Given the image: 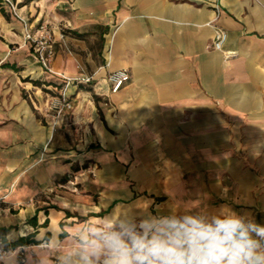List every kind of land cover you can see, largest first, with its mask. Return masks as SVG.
<instances>
[{
	"label": "crops",
	"instance_id": "crops-1",
	"mask_svg": "<svg viewBox=\"0 0 264 264\" xmlns=\"http://www.w3.org/2000/svg\"><path fill=\"white\" fill-rule=\"evenodd\" d=\"M0 194L7 241L31 240L0 264H104L112 229L162 218L264 226V0H0Z\"/></svg>",
	"mask_w": 264,
	"mask_h": 264
},
{
	"label": "clouds",
	"instance_id": "clouds-1",
	"mask_svg": "<svg viewBox=\"0 0 264 264\" xmlns=\"http://www.w3.org/2000/svg\"><path fill=\"white\" fill-rule=\"evenodd\" d=\"M139 227L107 238L104 264H264V226L235 215L211 223L162 218Z\"/></svg>",
	"mask_w": 264,
	"mask_h": 264
},
{
	"label": "built area",
	"instance_id": "built-area-1",
	"mask_svg": "<svg viewBox=\"0 0 264 264\" xmlns=\"http://www.w3.org/2000/svg\"><path fill=\"white\" fill-rule=\"evenodd\" d=\"M26 39L31 45V55L37 60L41 66L45 69L50 68V63L55 55V38L52 33V29L47 22L39 23L33 31L26 33ZM227 39V32L220 28L215 27L212 47L216 50H222L223 45ZM130 75L128 71L124 68L116 69L108 74L109 89L111 93L117 92L123 84L128 81ZM77 78H66V84L76 82ZM78 80V79H77ZM91 77H83L78 81L82 83H89ZM73 108V103L70 96L66 93L64 86L60 88L57 94L51 95L48 102V110L54 116H59L64 113L65 110H70ZM2 200V195L0 194V201ZM3 250L0 248V254Z\"/></svg>",
	"mask_w": 264,
	"mask_h": 264
},
{
	"label": "trees",
	"instance_id": "trees-1",
	"mask_svg": "<svg viewBox=\"0 0 264 264\" xmlns=\"http://www.w3.org/2000/svg\"><path fill=\"white\" fill-rule=\"evenodd\" d=\"M0 241L3 243V244H6V245H10V246H16L18 244H22V243H25V242H29L31 240H29L28 237H19L18 239H16L15 241L13 242H8L6 237H5V234H4V231L3 229H0Z\"/></svg>",
	"mask_w": 264,
	"mask_h": 264
},
{
	"label": "rangeland",
	"instance_id": "rangeland-1",
	"mask_svg": "<svg viewBox=\"0 0 264 264\" xmlns=\"http://www.w3.org/2000/svg\"><path fill=\"white\" fill-rule=\"evenodd\" d=\"M116 232H118V229H117V228H114V229L111 230V233H112V234H113V233H116Z\"/></svg>",
	"mask_w": 264,
	"mask_h": 264
}]
</instances>
